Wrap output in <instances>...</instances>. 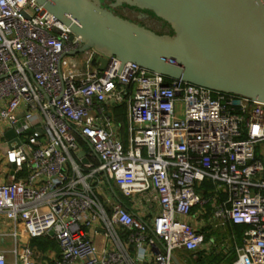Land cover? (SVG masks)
<instances>
[{"label":"built area","instance_id":"built-area-1","mask_svg":"<svg viewBox=\"0 0 264 264\" xmlns=\"http://www.w3.org/2000/svg\"><path fill=\"white\" fill-rule=\"evenodd\" d=\"M80 45L36 0H0V223L51 232L57 264H175L218 247L208 213L244 225L232 264H264V102Z\"/></svg>","mask_w":264,"mask_h":264},{"label":"water","instance_id":"water-1","mask_svg":"<svg viewBox=\"0 0 264 264\" xmlns=\"http://www.w3.org/2000/svg\"><path fill=\"white\" fill-rule=\"evenodd\" d=\"M36 1L81 37L71 54L92 47L166 78L264 102V0H131L171 25L173 33L166 36L92 0ZM4 136L11 138L12 130Z\"/></svg>","mask_w":264,"mask_h":264},{"label":"crops","instance_id":"crops-1","mask_svg":"<svg viewBox=\"0 0 264 264\" xmlns=\"http://www.w3.org/2000/svg\"><path fill=\"white\" fill-rule=\"evenodd\" d=\"M208 216L209 215L207 213L206 215L204 214V218L195 220L196 225L203 226L204 224V227L202 229L204 233V238L206 235L208 236V232L214 230V226L208 220L209 219ZM1 218L2 216L0 214V219ZM231 225L232 224H227V226L225 227L227 232ZM11 232H12V228L10 223H5V224L0 223V251H2L5 254L7 264L15 263V255L13 252L14 247L19 248L23 243H26L31 248L36 264H57V260L59 258V247L53 237H51L50 235L39 237L42 240V245L38 247L34 242L35 238L27 239L24 234L23 236L14 238L11 235ZM228 235L230 239L234 238L235 242L238 243L235 235H233L232 233ZM211 239L212 238L209 237L206 240L210 241ZM238 241L239 243H241V239H238ZM219 246L218 247L211 246L208 250H205L204 252L200 251L197 253H193L186 250H179L177 252L183 256V259L184 261L187 262V264H221V262L217 261V258H213V256L206 255L212 253L211 251L214 252L221 251L222 253L225 252L226 247L225 246L219 247ZM192 254L195 255L197 254V259L193 258L191 256Z\"/></svg>","mask_w":264,"mask_h":264},{"label":"rangeland","instance_id":"rangeland-1","mask_svg":"<svg viewBox=\"0 0 264 264\" xmlns=\"http://www.w3.org/2000/svg\"><path fill=\"white\" fill-rule=\"evenodd\" d=\"M92 1L97 3V5H99L103 9H106L107 11L121 17L122 19L134 23L157 35L166 36L172 35L173 33V29L167 21L158 16L153 10L136 4L131 0ZM209 237H211L215 244H217L218 246H225L226 248L233 246V242L230 239L225 227L223 228L214 226V230L208 232V236L206 239H208ZM176 255L182 264H187L180 253L177 252ZM191 256L197 259V254H192Z\"/></svg>","mask_w":264,"mask_h":264},{"label":"trees","instance_id":"trees-1","mask_svg":"<svg viewBox=\"0 0 264 264\" xmlns=\"http://www.w3.org/2000/svg\"><path fill=\"white\" fill-rule=\"evenodd\" d=\"M114 112H115L117 120L121 123V127L123 129L124 124H125V106L123 104L115 106ZM123 133H124V131H123ZM243 229H244V225L232 224L228 229V234L232 233L233 235H235L237 242L239 243L238 239H241ZM206 238H207V235L205 236V240H206ZM34 242L38 247H40L42 245V240L39 237H36L34 239ZM211 252L212 253H209L206 255L213 256V258H217V261L221 262V264H232L233 260L236 257L233 246L226 248L225 252H223V253L221 251L220 252L211 251ZM204 255H205V253H204Z\"/></svg>","mask_w":264,"mask_h":264}]
</instances>
